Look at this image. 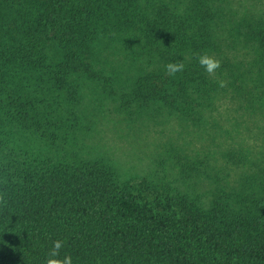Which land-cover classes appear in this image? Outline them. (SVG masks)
<instances>
[{
  "label": "trees",
  "instance_id": "16d2710c",
  "mask_svg": "<svg viewBox=\"0 0 264 264\" xmlns=\"http://www.w3.org/2000/svg\"><path fill=\"white\" fill-rule=\"evenodd\" d=\"M226 2L0 0V264H45L57 239L73 264H264L263 181L207 197L60 153L78 129L82 84L105 80L94 56L102 41H122L151 68L131 89L136 106L201 124L219 92L244 96L238 70L210 77L197 62L220 50ZM238 24L264 66V16ZM177 61L184 71L169 75L165 65ZM193 171L180 174L199 179Z\"/></svg>",
  "mask_w": 264,
  "mask_h": 264
},
{
  "label": "rangeland",
  "instance_id": "374dc122",
  "mask_svg": "<svg viewBox=\"0 0 264 264\" xmlns=\"http://www.w3.org/2000/svg\"><path fill=\"white\" fill-rule=\"evenodd\" d=\"M260 15L264 16V0L224 3L216 27L221 48L213 52L221 67L214 76L223 78L224 67L235 68L244 79L246 94L219 92L201 124L156 105L136 106L131 89L142 68H151L122 41H102L94 56L105 80L82 84L74 109L78 129L72 144L60 153L105 159L135 184L148 179L166 183L172 191L185 187L207 197L211 191H239L249 181L264 182V108H253L251 103L261 95L264 66L258 61L256 44L246 40L245 31L251 30L237 28L242 18ZM181 169L189 174L197 169L195 174L201 176L184 178Z\"/></svg>",
  "mask_w": 264,
  "mask_h": 264
},
{
  "label": "clouds",
  "instance_id": "9594fccd",
  "mask_svg": "<svg viewBox=\"0 0 264 264\" xmlns=\"http://www.w3.org/2000/svg\"><path fill=\"white\" fill-rule=\"evenodd\" d=\"M197 62L204 68L205 72L212 76L215 75L217 69L221 67V62L215 57L204 53L197 56ZM166 71L169 75L174 76L177 72L184 71V64L182 61H177L175 63H168L165 65ZM226 82L219 81V86L224 87ZM0 206H7V199L4 193H0ZM64 247V241L57 239L53 242L52 247L49 249L48 258L45 264H73V259L71 255L65 254L63 258H60L61 249Z\"/></svg>",
  "mask_w": 264,
  "mask_h": 264
}]
</instances>
